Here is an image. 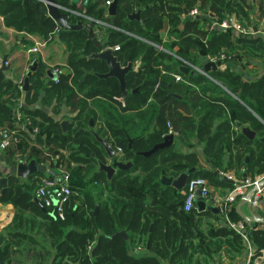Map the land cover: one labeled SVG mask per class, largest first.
I'll list each match as a JSON object with an SVG mask.
<instances>
[{"label": "trees", "instance_id": "trees-1", "mask_svg": "<svg viewBox=\"0 0 264 264\" xmlns=\"http://www.w3.org/2000/svg\"><path fill=\"white\" fill-rule=\"evenodd\" d=\"M105 1L55 0L70 24L94 29L104 47L118 45L113 55L121 66L139 62L124 76L123 99L115 77H98L108 67L105 61L89 57L98 50L85 31L56 34L57 24L41 0H0L5 26L46 44L58 37L71 69L45 83L46 67L38 61L23 101L18 100L22 81L13 83L0 71V128L15 130L25 147L30 134H45L48 149H64L66 159L74 163L73 193L63 206L62 219L53 203L34 198L42 178L36 174L21 180L7 174L2 193L0 184V203L11 204L14 214L0 232V264H39L50 257V249L37 252L36 247L43 246L35 236L48 241L51 264H205V258L212 259L210 251L223 250L230 257L246 254L239 234L225 222L215 225L222 215L197 208L185 211L183 191L161 184L160 178L176 177L191 168L188 180L202 177L211 184L222 183L218 171L233 170L241 179L243 173L246 178L264 174V72L251 77L228 64L236 55L246 61L264 60V0H117L112 16ZM194 7L200 14L189 16ZM136 10L140 21L128 18ZM230 16L240 26L257 31L242 35L232 27H210ZM164 31L166 40L161 37ZM220 54L227 57L222 61L224 69L208 72L209 77L195 73L202 58ZM181 65L191 72H180ZM175 74L181 80L176 81ZM40 106H52L57 118ZM61 107L68 113L63 114ZM16 111L19 127L14 126ZM64 119L68 124L63 132ZM90 119L98 136L121 149L114 158L132 162L109 180L97 171L104 150L89 131ZM237 122L255 137L241 133ZM169 130L175 133L172 144L149 156L137 153L161 142ZM178 143L201 145L202 154L182 151ZM20 158L9 151L5 160ZM228 218L241 220L235 205ZM257 225L249 224L248 231L253 257L264 248V228ZM120 231L127 237L117 234ZM137 246L144 253L130 251ZM252 259L248 264H253Z\"/></svg>", "mask_w": 264, "mask_h": 264}, {"label": "crops", "instance_id": "crops-1", "mask_svg": "<svg viewBox=\"0 0 264 264\" xmlns=\"http://www.w3.org/2000/svg\"><path fill=\"white\" fill-rule=\"evenodd\" d=\"M108 8V7H107ZM184 16H187V13L184 14ZM190 16V15H189ZM232 18V23H236L235 19ZM96 34V33H95ZM97 36V35H96ZM162 39L166 40V32L164 31L162 34ZM56 43L53 42L52 46H48L49 43H47L44 47L40 49L39 52L32 53L29 52V48L32 47L34 39H38V37L33 36L31 34H27L24 32H17L15 31L12 27H7L3 24V19L0 16V66L2 64V59L3 57L6 58L5 61V66L6 68L1 70L4 72L5 77L7 79H10L13 83L14 82H19L20 80L23 83V78L26 74L27 68L29 64L34 60L37 59V62L40 61L42 62L45 67L46 71L52 72L54 68H57L59 73L56 78L61 74V73H68L71 72V69L69 66L66 64V50L64 44L59 40L58 37ZM99 41H102V37L100 38L97 36ZM54 39V38H53ZM52 39V40H53ZM208 57V56H207ZM207 57H204L201 59V62L207 60ZM201 63V64H202ZM228 64L231 69L241 72V73H248L249 75L255 76V75H261L264 72V60L261 61H246L242 55H236L234 57H231L228 59ZM135 65L131 67L133 70H136L139 62H135ZM201 66V65H200ZM225 64H220L218 69H224ZM55 78V79H56ZM54 80L48 76L46 73V77H44V82H48V80ZM21 95L18 97V100L23 101V96L25 91L21 90ZM43 95V92L41 91L40 96ZM121 99V97H120ZM22 103V102H21ZM38 104V103H37ZM44 106H40L42 108ZM48 111L45 113H48L54 117L56 115L53 114L52 112V106L44 107ZM61 112L68 113L67 108L61 107ZM72 114V113H71ZM73 115V114H72ZM14 126L19 127V118H20V113L18 111L14 112ZM57 118V117H56ZM67 120L68 119H64ZM90 129V126H89ZM97 129L96 124L93 125L92 130ZM66 130V129H65ZM65 130H62L63 132ZM37 132V131H36ZM35 135V134H34ZM34 135L30 134L29 139L27 141L26 147L24 144V140L21 137H17V140L8 148L7 150H2L0 149V172L2 175L8 174V169L11 164H14L18 160H23V161H28L29 159L33 158L36 160L37 163H43L46 166V170H53L58 166V164H62L63 168L66 169L70 164L74 165L73 162H70L66 159L67 152L64 149H54V148H49L46 145L45 142V134H40L43 139H44V145L40 146L37 144L34 140ZM174 142V141H173ZM178 148H180L182 151H195L199 155H201V145L194 144L193 146L191 145H182L181 143H178ZM9 151L15 152L17 156H20V159H15L11 163H7L5 160L6 153ZM64 155L61 159L59 158L60 156ZM66 155V156H65ZM59 158V159H58ZM103 160L104 162H109L110 160L107 158L106 154L103 152ZM205 165V163H202ZM57 169V168H56ZM221 171H218V175L221 177L220 178V184H211L210 182L207 181L209 185V195L211 198H219V197H225L228 195L235 186L240 182V179L235 171L233 170H228L226 171L227 174L233 177V179H228L220 175ZM244 174V173H243ZM242 174V176H243ZM38 177L45 179L49 176L48 172L45 173H37ZM18 178V177H17ZM243 178V177H242ZM20 179V178H19ZM28 179V178H27ZM25 179V180H27ZM263 179V178H262ZM22 180V179H21ZM225 183H229L232 185L233 188L229 189ZM185 189L183 190L184 193ZM250 192V188L245 189V194ZM244 194V195H245ZM244 195H238L232 202L231 206L236 205L242 198H245ZM156 200L160 201V196L156 194ZM242 212L248 213L249 208L246 205H243L241 207ZM250 210L254 214L258 215H263L264 214V185L262 188V191L259 194L258 198V204L257 206H251L250 204ZM14 214V208L11 204H1L0 203V232L3 231V229L8 226L12 220ZM229 214V213H228ZM221 215V214H219ZM223 225L224 224V219L222 216V219L220 221H216L215 225ZM257 227L264 228V225L258 224ZM33 236V235H32ZM35 238L42 244L43 248H40L37 246V252H41L42 254L45 253V251H48L50 249L51 255L45 256V259L43 262H40L39 264H51V259H52V249L48 245V241H42V239L39 236H35ZM130 251L134 253H144L143 247H141V250L139 252H135V247H130ZM32 253V252H31ZM210 254L212 255V259H206L204 263L205 264H244L247 258V253L242 254L240 257H230L227 253H225L223 250L220 251L218 254L214 253L213 251H210ZM19 256V255H18ZM203 260V257H200L199 262Z\"/></svg>", "mask_w": 264, "mask_h": 264}, {"label": "water", "instance_id": "water-1", "mask_svg": "<svg viewBox=\"0 0 264 264\" xmlns=\"http://www.w3.org/2000/svg\"><path fill=\"white\" fill-rule=\"evenodd\" d=\"M116 1L117 0H112L107 8V12L109 16H112L115 13V8H116ZM72 2L77 3L78 0H72ZM88 0H84V4H86ZM44 3L47 8V13L48 15L55 21L57 24V30L56 34H59L63 30H70V31H76V30H83L87 33V36L89 39L92 40L95 48L98 50L96 52H93L90 54L89 57L91 58H97L100 60L105 61L108 71L103 74H97L98 77L100 78H106V77H115L118 82H119V87H120V92H121V99L125 98L127 94V89L125 86V74L131 69V65L127 64L126 66H121L120 63L116 60V57L113 55V51L111 49H105L104 48V43L102 41H99L95 32L87 28L81 24H70L65 15L61 12V7L55 2V0H44ZM128 18L130 19H136L137 21H140V10H136L128 15ZM232 26V18L228 17L227 18V26H221L218 27L220 30H226L227 27ZM256 28H253V32H256ZM5 61L6 58L3 57L2 59V64L0 66V71L5 69ZM220 61L213 62V61H203L202 65L198 69V71H195V73L199 72L201 74L208 73L210 71H213L215 69H218L220 66ZM37 66V59H34L28 66L26 74L23 78V83L21 85V90L27 91L29 87V81L28 78L30 74L35 70ZM179 71L182 72L183 74H188L190 73V69L188 66L181 65L179 66ZM48 76L52 79H55L56 76L59 73L55 72H50L46 71ZM251 78V77H250ZM43 111L47 112L48 110L44 107L41 108ZM68 124L67 120H62L60 122V126L62 127L63 130L66 129V125ZM93 120H89V126L90 129L89 131L94 135L96 138L97 142L102 146L107 158L110 160L109 162H103L102 160L98 159L97 160V171H102L105 173L106 178L109 180L112 175L116 172L117 169H128L131 167L132 162H123L116 160L115 157V151L111 147L110 143L107 141L106 138H102L98 136V134L92 130L93 127ZM236 127L240 128L241 133H243L245 136H247L250 139H253L255 137V133L250 130L246 126H241L239 122L236 123ZM34 140L37 144L40 146L44 145V139L40 135L39 132H36L34 135ZM131 141V140H130ZM174 141V135L173 133H168L163 137V140L157 144H155L151 149L147 151H141L137 152L140 155L143 156H149L152 153H154L156 150L164 148L172 144ZM247 159V158H246ZM193 168L189 169L187 172H182L176 177H168V176H162L160 178V182L163 185L166 186H172L177 192L183 191L185 188L186 182L188 180V173L191 172ZM47 172L46 166L43 163H37L35 159L31 158L28 161H23V160H18L14 164H11L8 169V174L14 175L15 177H18L22 180H25L33 175H36L37 173H45ZM243 177H245V174H243ZM0 184L2 185V190L1 193L7 189V176L2 175L0 177ZM259 185L263 186L264 185V178L260 181ZM198 195V192H197ZM37 199L36 197H34ZM196 202V207L197 210L199 211H204V210H211L214 213H219L218 208L213 204H205L203 200H201L198 196L195 198ZM41 205V204H40ZM243 205H246L249 208L248 213H244L241 210V207ZM41 207H43L41 205ZM235 211L239 215V217L247 222L248 224H260L264 225V215H258L254 214L250 210V198L245 197L242 198L238 203L235 205ZM117 234H121L123 236H126L125 231H120ZM1 263V262H0Z\"/></svg>", "mask_w": 264, "mask_h": 264}, {"label": "built area", "instance_id": "built-area-1", "mask_svg": "<svg viewBox=\"0 0 264 264\" xmlns=\"http://www.w3.org/2000/svg\"><path fill=\"white\" fill-rule=\"evenodd\" d=\"M44 2V0H41ZM112 0H106L105 1V7H108L110 2ZM190 16L194 17L200 14V11L198 7H194L189 13ZM84 26V25H83ZM221 27L227 26V20H223L220 23L215 22L210 25V27ZM85 27L90 28L88 25H85ZM235 31H237L239 34L242 35H250L253 33V29L248 26H240L238 23H232L231 26ZM261 32L264 34V18L261 22ZM92 29V28H90ZM94 31V29H92ZM95 32V31H94ZM96 33V32H95ZM98 36V34H96ZM32 47L29 48V52L36 53L39 52L42 47L46 45V43L40 39H34ZM159 46V45H158ZM105 49H111L117 50L119 48L118 45L114 46H108L104 47ZM161 48V46H159ZM227 57L224 54L217 55H208L207 60L217 62L220 61L222 64V61L226 60ZM134 66H136L134 64ZM200 67H194L195 71H198ZM52 72L57 73V68H54ZM204 75L208 76V73H204ZM174 79L176 81L181 80V76L178 74L174 75ZM169 133H173L175 136V133L169 130ZM16 131L7 127H1L0 128V149L7 150L10 148V146L17 140ZM115 155H120L121 149L119 147H116L114 149ZM57 168V173L53 170H47L49 173V176L45 179L41 180V185L36 189L35 191V197L37 199H43L45 201L46 205H50L53 203L56 212L58 213V216L62 219V209L63 206L68 202L70 195H72L73 191L70 186V177L68 172L65 168H63V165L60 163ZM220 175H222L225 178L233 179L232 176H230L227 173L220 172ZM264 176H256L253 180H250L249 178L240 181L233 191H231L228 195L225 197H219V198H211L209 195V185L207 183V180L202 177H196L187 180L185 185V200H184V210L188 211L192 208L196 207L195 198L198 196L201 200L205 202V204L213 203L219 211V214L223 216L225 224L233 229L237 234H239L242 239L245 241L247 246V258L244 264H248L250 260L252 259L253 264H264V248L259 250V254L253 257L254 249L249 243V237H248V231L250 230V226L247 222L241 220L238 221H231L228 218V213L231 209V204L238 195H244L245 189L250 188V192L245 194V197L250 198V204L251 206H257L258 204V198L259 194L262 191L263 186L259 185L260 181L262 180ZM198 192V195H197ZM264 215V214H263ZM90 244H88V247L90 248ZM141 250L140 246L135 247V252H139Z\"/></svg>", "mask_w": 264, "mask_h": 264}, {"label": "rangeland", "instance_id": "rangeland-1", "mask_svg": "<svg viewBox=\"0 0 264 264\" xmlns=\"http://www.w3.org/2000/svg\"><path fill=\"white\" fill-rule=\"evenodd\" d=\"M39 39V38H38ZM56 41H57V38H54L49 44H48V46L47 47H49V46H52V44H53V42L54 43H56ZM66 156V155H65ZM62 157H64V155L63 156H60L59 158L61 159ZM58 158V159H59ZM74 165H69L68 167H66V171L68 172V174H69V177H70V179L71 178H73V176L71 175V168L73 167ZM221 172H223V171H221ZM83 173H86V171L83 169ZM224 173H226V172H224ZM263 176H264V174H262ZM262 175H258V176H262ZM87 176H89V175H86V177ZM255 178V177H254ZM254 178H249L250 180H253ZM264 178V177H263ZM245 179H247L246 177H243L242 179H240V181H243V180H245Z\"/></svg>", "mask_w": 264, "mask_h": 264}, {"label": "flooded vegetation", "instance_id": "flooded-vegetation-1", "mask_svg": "<svg viewBox=\"0 0 264 264\" xmlns=\"http://www.w3.org/2000/svg\"><path fill=\"white\" fill-rule=\"evenodd\" d=\"M111 145V144H110ZM112 147V146H111ZM113 148V147H112ZM114 149V148H113ZM105 153V152H104ZM91 155H93V154H91Z\"/></svg>", "mask_w": 264, "mask_h": 264}]
</instances>
